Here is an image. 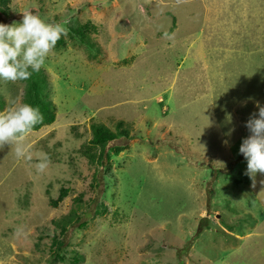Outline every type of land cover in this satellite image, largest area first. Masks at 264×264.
<instances>
[{
	"label": "rangeland",
	"instance_id": "374dc122",
	"mask_svg": "<svg viewBox=\"0 0 264 264\" xmlns=\"http://www.w3.org/2000/svg\"><path fill=\"white\" fill-rule=\"evenodd\" d=\"M7 3L1 22L31 10L73 37L43 74L0 80V111L45 78L56 114L28 135L31 161L0 150V264H264V177L253 188L239 152L264 104V0ZM121 120L132 137L98 167L92 125ZM63 219L65 259L52 244Z\"/></svg>",
	"mask_w": 264,
	"mask_h": 264
},
{
	"label": "clouds",
	"instance_id": "9594fccd",
	"mask_svg": "<svg viewBox=\"0 0 264 264\" xmlns=\"http://www.w3.org/2000/svg\"><path fill=\"white\" fill-rule=\"evenodd\" d=\"M64 22H48L31 10L22 12L20 21L0 22V80L26 81L40 72L57 41L66 35ZM257 113L246 121L249 135L243 138L239 152L247 160L246 174L256 186L257 174L264 177V104L256 101ZM43 121L39 106L13 100L0 111V150L14 146L17 159H33L32 145L27 141L34 127ZM230 134V133H229ZM227 143V141H225ZM35 165L44 172L49 165L47 153H36ZM264 185V179L260 180Z\"/></svg>",
	"mask_w": 264,
	"mask_h": 264
},
{
	"label": "trees",
	"instance_id": "16d2710c",
	"mask_svg": "<svg viewBox=\"0 0 264 264\" xmlns=\"http://www.w3.org/2000/svg\"><path fill=\"white\" fill-rule=\"evenodd\" d=\"M8 0H0V17L1 15H6L8 13ZM1 22V21H0ZM3 23H5L3 21ZM74 32L79 35H82L84 37L89 35V32L86 30H74ZM66 33H68V35L70 37H73L69 31H67ZM66 43L65 38L62 36L60 38V40L57 41V46H62ZM43 68H41L40 72L38 73H42L44 72V70H42ZM38 73H33L32 75H36ZM45 82H47V80L44 81H38V82H29L26 90H25V94L23 97V102H28L31 103L35 106H39L41 113L43 114V121L39 124H37L34 129H40L41 127L45 126L46 124H51L55 121L56 119V114L55 112H53V108L54 105L52 103V101L44 95H41L39 88H37V84H44ZM34 94V96H33ZM35 97V99L33 100V98ZM93 128V139H92V143L91 145H93V150L90 152H86V154L88 155V158L90 160V162L94 163L95 165L102 166V167H106L107 165L109 166V160L111 159V154L108 153V145L110 142L115 141L120 139V137H125L127 139H130L132 136L130 134V130L126 127H124V121L121 120L118 122L117 128L118 131L117 132H112L109 128H107L104 125L101 124H93L92 125ZM33 129V130H34ZM99 149V150H98ZM114 153L115 154H119L122 150L123 147L121 146H114L113 148ZM106 157V158H105ZM68 190H66L65 188H63V190L61 191L60 195L58 196L57 199H51L50 203L52 205V207L57 208L59 206V204L64 200V198L67 196ZM106 207L104 206V208L102 209L103 212L106 211ZM100 213H102L99 210ZM78 219V221H80L81 219V215H79L78 213L75 215ZM55 222V220H54ZM72 223V221H70V219H66V220H62L61 223H56L58 226L60 225L61 230L59 233H55L53 235V246L55 245L56 249V256L65 259V257L63 255H60V253L63 251V244L64 241L62 239V237L60 236L61 234H64L66 231H68V225H70ZM75 264V263H74Z\"/></svg>",
	"mask_w": 264,
	"mask_h": 264
}]
</instances>
